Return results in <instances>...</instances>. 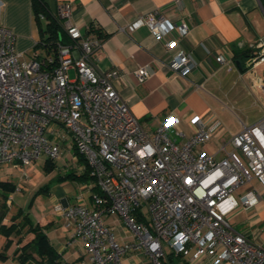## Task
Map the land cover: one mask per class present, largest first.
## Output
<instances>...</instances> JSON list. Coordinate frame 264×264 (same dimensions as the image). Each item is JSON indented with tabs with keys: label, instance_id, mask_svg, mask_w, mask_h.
I'll list each match as a JSON object with an SVG mask.
<instances>
[{
	"label": "built area",
	"instance_id": "built-area-1",
	"mask_svg": "<svg viewBox=\"0 0 264 264\" xmlns=\"http://www.w3.org/2000/svg\"><path fill=\"white\" fill-rule=\"evenodd\" d=\"M71 14V5L61 3L53 16L70 42H56L50 53L40 42L26 61L19 59L14 34L0 26V166L25 169L40 157L56 161L61 150L83 158L87 187L98 192L90 204H58L54 212L73 230L71 239L90 264H123L124 255L138 249L151 264H163L166 246L183 256L194 250L214 264H264V245L229 222L236 209L259 202L253 181L264 190V116L220 142L219 159L200 150L221 133L217 120L206 125L194 116L193 133L186 136L179 118L168 114L148 131L117 93L118 73L96 70L92 57L100 40L83 35ZM140 19L166 50L178 48L189 30L184 21L174 28L158 11ZM175 29L178 37H168ZM249 48L246 69L264 65V37ZM215 60L232 69L222 55ZM166 67L185 76L195 62L178 48ZM137 76L143 81L145 69ZM258 88L264 97V80ZM105 215L121 220L134 240L119 243Z\"/></svg>",
	"mask_w": 264,
	"mask_h": 264
},
{
	"label": "crops",
	"instance_id": "crops-1",
	"mask_svg": "<svg viewBox=\"0 0 264 264\" xmlns=\"http://www.w3.org/2000/svg\"><path fill=\"white\" fill-rule=\"evenodd\" d=\"M41 1L51 16L55 15L59 4L69 3L71 22L83 35H95L100 40V47L92 57L96 70L100 73H118V79L113 82L117 93L128 105L132 115L148 131H152L166 115L174 114L179 118V129L190 136L193 133L190 120L194 116L209 125L218 118L216 114L220 107L236 103L241 95L259 106V119L253 124L264 116V97L258 88V84L264 80V65L241 71L233 60L234 51L248 48L258 38L264 37L262 0H179V3L176 0ZM151 11L167 16L176 29L181 21L188 25L189 30L178 45V48L189 52L195 62V67L187 75H180L166 67L178 48L166 50L164 41H156L151 36L140 19V16ZM0 26L14 34L15 50L22 55L20 61L28 60L42 41L32 0H0ZM176 29L168 37H178ZM37 52L43 51L39 49ZM218 55L232 64L230 71L226 65L216 62ZM247 61H244L243 68ZM139 69H145L147 73L143 81H139L137 76ZM221 129L222 132L216 134L214 140L200 147L202 152L216 159L222 157L219 143L227 142L230 134H234L227 133L222 125ZM227 146L230 147L229 144ZM67 155L54 161L53 170L57 174L54 185L47 192L42 191L52 202L53 211L58 204L70 206L79 201L90 204L93 193L87 187V180L64 179L71 172L77 177L85 171L83 160L71 152ZM3 166L18 169L11 165ZM13 183L16 185L15 192L20 190ZM252 185L260 193L259 202L249 209H236L229 222L236 232L264 245V190L255 181ZM9 198V202L13 201L14 205V211H9L11 215L20 207L15 208L14 194ZM43 217L47 221L46 226L41 225L34 216L30 218L34 224L44 228L50 245L60 259L73 264H90L79 242L72 241L58 230L53 231L51 239L49 232L55 229V222L51 217L47 218L48 214ZM103 219L119 243L134 240L115 215H105ZM0 238L4 245L5 238L2 235ZM31 239L32 235L28 234L24 236L23 242ZM14 244L16 251L19 246L15 241ZM164 250L163 264H214L210 258L197 256L194 250L185 256L174 253L167 246ZM123 264H151V261L138 249L126 253Z\"/></svg>",
	"mask_w": 264,
	"mask_h": 264
},
{
	"label": "trees",
	"instance_id": "trees-1",
	"mask_svg": "<svg viewBox=\"0 0 264 264\" xmlns=\"http://www.w3.org/2000/svg\"><path fill=\"white\" fill-rule=\"evenodd\" d=\"M264 5V0H262ZM33 10L37 24L39 25V33L45 45L42 49L46 53L52 52L56 42L69 43L68 37L64 34L62 27L53 16L45 9L41 0H32ZM45 17L46 24L44 29L41 28V21L38 15ZM252 55V50L248 47L239 48L233 53V60L239 61L242 65L245 60H248ZM243 67V66H242ZM246 69L243 68L242 71ZM81 160L83 158L74 151ZM84 162V160H83ZM85 163V162H84ZM44 168L47 171L54 169V161L46 160ZM64 179H72L79 181H91L88 169L85 168L83 174L76 177L75 173L71 172L64 176ZM16 185L8 180H0V235L5 238L2 249L7 250L15 241L19 248L14 251V258L21 264H73L60 259L54 248L50 245L44 228L38 224H34L30 218L28 211L18 208L14 214L9 215L10 208L8 206L9 196L14 194ZM48 187H43L40 191L47 192ZM98 192L97 190L92 191ZM41 193V192H40ZM8 218L7 221L5 219ZM31 234L32 239L28 242H23L24 236ZM23 242V243H22ZM0 258H6L3 253H0Z\"/></svg>",
	"mask_w": 264,
	"mask_h": 264
},
{
	"label": "rangeland",
	"instance_id": "rangeland-1",
	"mask_svg": "<svg viewBox=\"0 0 264 264\" xmlns=\"http://www.w3.org/2000/svg\"><path fill=\"white\" fill-rule=\"evenodd\" d=\"M45 24L46 23L44 21H41L42 29H44ZM69 76L72 78L73 73L70 72ZM259 110L258 105L252 103L251 100L249 101V99H246L245 96L241 95L236 100V103L232 102L228 104V107H220L216 114L218 116L216 120L221 123L227 133L236 134L243 126H250L259 119ZM226 149L227 151L231 150L229 146H227ZM63 155L68 157L67 152L61 150L60 158H62ZM45 162V158L40 157L38 160L33 162L32 165L25 169H13L10 166H0V180L9 179L19 186L21 191L18 190L15 192L13 198L15 208L20 207L23 208L24 211H29L30 217L34 216L35 219H38L43 226H46L45 224L47 222L43 219L44 215L48 214L47 218L53 219L55 222V229L51 230L52 232H49L50 238L52 237L51 234H53L54 230H58L71 238L73 230L71 228L68 229L66 223L63 220H60L61 218L59 216L54 214L52 202L42 191H40L43 187L52 188L55 181L54 179L57 177L54 170L47 171L44 168ZM24 173L25 176H23ZM9 206L10 210L14 211L13 201L9 202ZM2 245L3 243L1 244L0 242V253H3L6 258H0V264H21L18 260L13 259V251L15 250L14 242L7 250L2 249Z\"/></svg>",
	"mask_w": 264,
	"mask_h": 264
},
{
	"label": "water",
	"instance_id": "water-1",
	"mask_svg": "<svg viewBox=\"0 0 264 264\" xmlns=\"http://www.w3.org/2000/svg\"><path fill=\"white\" fill-rule=\"evenodd\" d=\"M234 64L239 70L242 71L243 67H242V64L239 61H235ZM245 69H246V67H245Z\"/></svg>",
	"mask_w": 264,
	"mask_h": 264
}]
</instances>
